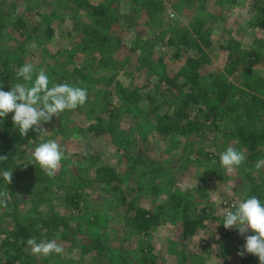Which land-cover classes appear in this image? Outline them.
<instances>
[{
    "label": "rangeland",
    "instance_id": "rangeland-1",
    "mask_svg": "<svg viewBox=\"0 0 264 264\" xmlns=\"http://www.w3.org/2000/svg\"><path fill=\"white\" fill-rule=\"evenodd\" d=\"M73 1L0 0V53L19 57L21 66L31 62L36 70L43 69L49 76V87L61 83L82 87L76 71L93 67L92 84L83 86L88 93L83 106L65 110L42 124L46 132L33 131L21 137L13 128V135H19L13 173L22 174L21 188L25 190H16L15 214L18 221L27 218L25 225L36 222L39 231L30 238L56 239L65 252L41 257L31 254L25 245L19 259L10 262L14 251L3 243L6 233L16 227L12 207H3L0 228L5 233L0 235V264H143L142 257L152 259L153 264H259L256 256L237 254L244 237L221 223L224 213L245 199L250 179L264 183V166L255 167L261 159L251 162L235 135L236 127L246 118L242 109L246 100L257 98L256 107L264 114V0H158L162 12L152 17L143 4L133 0H87L109 9L99 17L103 25L98 30L96 18L78 0ZM20 21L24 23L22 28L17 24ZM196 21L203 22L210 40L206 50L209 62L202 71L204 84H210L211 74L222 75L246 93L237 92L214 125L198 111L203 106L194 104L190 115L191 120L199 122L196 132L187 136L159 134L156 119L172 116L187 90L180 87L182 79L173 87L159 82L147 63L140 70L137 59L146 53L141 46L153 42L149 60H163L172 76L185 57L196 52L188 49L175 59L174 47L167 41ZM96 31L99 33L91 38L98 35L108 40L104 51H86L83 42ZM228 42L239 44L245 51L251 46L258 48L260 56L252 70L253 79L263 85L259 91L241 85L244 81L237 76L239 71L235 77L226 74L227 52L222 47ZM102 57L107 68L100 64ZM12 66L14 70L20 67ZM136 89L140 98L131 99L128 109H121L119 102L129 99ZM102 102H107L114 114L115 135L95 136L86 130L96 117L109 123L110 112L101 114ZM4 122L0 121V129ZM256 130L264 132V126L257 124ZM48 140L57 141L67 157L53 177L28 164L34 148ZM229 146L246 154L245 162L232 172L219 161V154ZM258 150L264 152V140ZM104 166L115 171L118 182H97L96 170ZM78 182H85V186L77 192L76 209L66 196L74 193L70 187ZM120 193L134 207L158 216V225L147 234L134 230L127 222L133 211L120 202ZM184 210L191 220L202 211L205 216L201 226L185 238ZM54 217L66 227L40 229L37 218ZM251 234L249 231L245 235ZM96 240L104 247L101 256L96 253Z\"/></svg>",
    "mask_w": 264,
    "mask_h": 264
},
{
    "label": "trees",
    "instance_id": "trees-1",
    "mask_svg": "<svg viewBox=\"0 0 264 264\" xmlns=\"http://www.w3.org/2000/svg\"><path fill=\"white\" fill-rule=\"evenodd\" d=\"M77 0H74L75 3ZM79 5L86 8V11H89L92 17H95V25H97V30L101 27L102 22L100 21L101 16H105L109 9L104 5H95L89 4L87 0H78ZM133 2H140L143 4L144 9L147 11V14L152 17L157 16L158 13L162 12L161 7H157L158 0H154V2L149 0H133ZM156 2V3H155ZM156 23V22H155ZM18 26L21 28L24 27L23 22H18ZM103 25V24H102ZM190 29L184 31H177L173 36L168 39V46L174 47V55L175 59L181 57L183 53H187L188 49H193L195 53L194 56L187 55L184 60V64L173 73L172 76L166 72V65L160 61L152 62L149 60L148 56L152 54L153 42H145L144 46H141V50L146 51L141 58H138V62L141 63L139 65V69L142 70L143 64H148L151 68L152 74L157 75L159 78V82L165 81V85L167 87H173L175 83L182 79L183 83L181 84V88L187 90L184 92V96L181 98L180 103L177 105V109L172 116L163 115L156 119V130L159 134H174L179 136H187V134H192L198 130L199 122H195L191 120V111L190 108L192 105L196 104L202 105L203 107L197 108L198 111L203 115L205 120H209L213 125L216 121L219 120L222 113L227 111L229 108V104L233 99L237 97L236 93L241 92L242 95H245L246 92L240 91L237 89L232 83H229L224 76H216L215 74H211V82L208 85H205L202 80V71L205 68V65L209 62V58L206 54V50L210 48V40L209 33L203 25V22L196 21L193 22L190 26ZM51 33V32H50ZM95 33H99L98 31L94 32L89 36V38L85 39L83 42V46L86 51L94 52L95 50H99L100 52L104 51V47L108 42L107 38H101L98 35L94 38L93 35ZM107 41V42H106ZM116 44H118V40H116ZM226 46L222 47L224 51L227 52L226 61H227V69L226 74H229L232 77L237 75L236 71H239L241 79L244 82H241V85L247 87V89L252 90L254 92L259 91V88H262L263 85L258 84L257 81L253 79V70L252 66L255 64L257 59L260 56V52L258 48L251 46L249 50L245 51L240 48V45L233 42H228ZM113 44V43H112ZM110 44V46L112 45ZM147 45V46H146ZM146 46V47H145ZM99 59L100 64H102V68H107V64L105 62V58ZM112 60V59H111ZM22 61L19 60V57L10 56L8 54L0 53V87L4 91L10 90L9 88L18 82H23L21 80H17L16 71L13 69L14 64H17L21 67ZM93 68V67H92ZM86 68L82 69L80 72L76 71L79 76V84L83 87L85 85L92 84L93 82L91 76V69ZM77 70V69H76ZM114 77V76H113ZM111 77L109 81L113 79ZM92 79V81H91ZM104 95V92H102ZM120 95V94H119ZM123 97V96H122ZM140 92L138 89L133 91L129 95V99H123V102H119L121 105V109H128V104L131 99H139ZM120 97V101L122 100ZM257 98L251 97L250 100H246L242 104V109L244 110L243 114L246 117L243 124L236 127L235 135L241 141L245 151L247 153L248 159L251 162H255L258 159L264 158V152L258 150L259 144L264 140V132L262 130H256L257 124H262L264 126V114L260 112L257 106ZM202 103V104H201ZM261 103H264L263 101ZM107 102L101 103V114L109 113V107ZM264 109V107H263ZM13 113H9L6 117H4V123L2 124V128L0 129V156L7 155L8 160L0 162V171L6 169H12V183L6 185L2 176H0V190L4 188L8 189L10 199L8 200L6 208L12 207L13 219L15 221V230H11L7 232V237L4 240V247L6 249H13L14 254L10 257V262H15L21 256V249L25 247L26 241L30 236L36 234L39 231L37 228V224L35 221L32 223L25 225V218L23 221H18V217L16 213L15 206L17 205L16 199V190H19L20 193H25V190L21 188V183L23 180L22 174L13 173V170L16 167L15 164V141L18 139L19 135H13V126L11 116ZM114 114L110 112L108 116V122L105 123L100 117L95 118V123L88 126L86 130L90 132H94L95 136H102L105 134L115 135L116 126L113 125ZM16 129V128H15ZM32 134V130L29 131ZM35 132V131H34ZM33 132V133H34ZM21 139V137L19 138ZM34 164L32 167H39V165ZM18 171V170H16ZM96 180L102 184H110L113 181L118 182L119 179L116 177L115 171L107 166L99 168L96 170ZM85 186V182H78L76 185L70 187L73 189L74 193L71 196H66V200L73 206V208L78 209L79 207V194L77 193L80 189H83ZM113 189L116 191L117 187L114 186ZM256 196L263 203L264 201V183L255 182L253 179H250V188L247 192L245 198ZM120 202L123 204H127L128 208L133 211V215L129 217L128 223L131 227L141 233H149L150 230L158 225L159 218L158 216L151 213L149 210L134 207V203L128 202L126 196L124 194H119ZM191 216L187 210L183 211L182 216V236L185 238L194 233V231L201 226L203 221L204 212L198 214L194 219H190ZM37 221L40 222V229H58L60 227L65 228L66 223L63 221H59L57 218L53 219H43L37 218ZM32 225L34 227H32ZM5 233L0 228V235ZM17 244L19 246H17ZM95 249L98 255H103L104 247L99 242V240L95 242ZM143 264H153V260L149 258L142 257Z\"/></svg>",
    "mask_w": 264,
    "mask_h": 264
},
{
    "label": "clouds",
    "instance_id": "clouds-1",
    "mask_svg": "<svg viewBox=\"0 0 264 264\" xmlns=\"http://www.w3.org/2000/svg\"><path fill=\"white\" fill-rule=\"evenodd\" d=\"M18 82L8 90H0V121L9 113H13L11 120L21 137L28 134L29 130L40 133L46 132L41 126L48 123L54 116L59 117L65 110H74L83 106L88 98L87 89L72 86L67 83L52 84L49 87V76L43 69L36 70L31 62H25L16 71ZM2 89V87H0ZM60 144L55 140L39 143L31 152L28 164L39 165L45 175L53 177L61 166V161L66 159ZM8 156H0V162L7 161ZM246 160L243 150L229 146L219 154L221 166L232 172ZM216 162L213 161V164ZM27 164V165H28ZM25 165V167L27 166ZM264 166V159L259 160L255 167ZM6 185L12 183V169L0 171ZM10 199L7 188L0 190V208L6 207ZM225 229L235 228L244 237V244L238 255L251 254L258 257L259 264H264V203L256 196L241 200L228 210L223 216ZM251 231V235H245ZM26 245L31 254L41 257L64 254L65 249L56 239L37 240L28 238Z\"/></svg>",
    "mask_w": 264,
    "mask_h": 264
}]
</instances>
